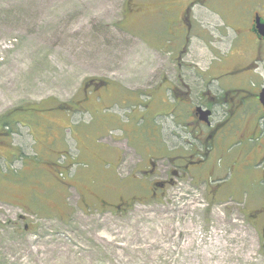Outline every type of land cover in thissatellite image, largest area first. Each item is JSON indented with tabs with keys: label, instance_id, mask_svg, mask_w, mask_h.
Here are the masks:
<instances>
[{
	"label": "rangeland",
	"instance_id": "obj_1",
	"mask_svg": "<svg viewBox=\"0 0 264 264\" xmlns=\"http://www.w3.org/2000/svg\"><path fill=\"white\" fill-rule=\"evenodd\" d=\"M147 1L0 0V120L17 112V125L2 131L0 123V264H264V233L250 222L263 202L258 179L237 198L226 188L217 200L205 182L177 179L159 197L114 209L142 189L131 181L164 182L160 159L155 178L143 179L144 138L150 129L155 140L158 130L164 138L176 127L164 116V90L157 92L170 39L133 34L141 22L130 17L134 2ZM247 1L216 0L212 11H192L199 35L183 46L182 62L210 69L216 92L233 84L258 94L264 84V47L259 61L237 62L256 54L253 43L244 51L253 10ZM162 15H154L153 30L162 31ZM99 80L127 93H157L102 100L100 91L84 89ZM262 129L241 148L264 149Z\"/></svg>",
	"mask_w": 264,
	"mask_h": 264
},
{
	"label": "flooded vegetation",
	"instance_id": "obj_2",
	"mask_svg": "<svg viewBox=\"0 0 264 264\" xmlns=\"http://www.w3.org/2000/svg\"><path fill=\"white\" fill-rule=\"evenodd\" d=\"M131 1L129 0V3ZM214 1L216 0H163L161 2L149 0L147 5L134 2L135 9L131 10L130 17L141 20L139 29L133 32L137 37L141 35L150 37L157 34L159 38L164 34V40L170 39L169 45L164 41V52L169 68L164 72V84L157 88V92L164 90L162 95L164 116H171L175 120L176 127H173L171 132L164 133V138L160 130L161 135L155 139V145L151 144L155 141L151 129L145 135V148L149 156L145 158L148 167L140 170L143 179L155 178L158 169L153 160L160 158L166 163L164 165L165 180L150 184L151 195L148 199L162 195L167 187L176 184L177 179L205 181L206 184L209 183V179H216L214 184H208L209 192L212 193L214 200H217L218 194L226 188H230L228 191L230 199L237 198L245 191L250 179H258L253 182L255 185L264 184L263 147L258 146L251 151L241 148L243 143L256 135L260 125L263 126L261 135L264 138V106L260 101L264 84L259 83L258 94H244L241 89H237V85L233 84L216 92L213 86L214 80H210L212 78L210 69L202 71L197 69L198 65L190 66L182 62L186 51L183 46L189 44L192 37L197 38L199 35L198 25L192 20V11L197 7L212 11ZM247 6L253 10L248 16L249 27L247 26L246 29L248 36L244 51L247 53L248 46L253 43L256 45V54L249 58L240 57L237 62L248 65L251 58L256 56H259V61L261 49L264 47V36L257 30L255 24L257 17L264 21V0H248ZM160 12L164 14L161 16L164 18V27L162 31H155L151 21L154 15ZM145 18L148 19L149 25L143 20ZM136 20L132 21L131 25ZM252 67L255 66L251 64L250 69ZM111 84L112 82L103 80L97 81L96 84L95 81H88L85 82L84 89L88 94L92 91H100L99 94H103L102 97L100 96L102 100L107 99L108 95L109 97L113 95V98L120 95L119 97L123 99L137 96V92L127 93L121 87ZM157 92L144 90L140 92V96L152 98ZM195 95L198 97L197 103L193 101ZM91 100L87 95L84 104ZM184 107H188V111ZM203 111L210 113L209 124L201 121ZM226 179H235V181L227 185ZM232 187L235 188L232 189ZM101 188V192L108 193L106 185ZM238 190L239 193H237ZM258 194L263 197V202L259 205V209L250 215V222L256 230H262L264 233V193L261 195L258 192ZM138 197L136 194L131 202H127L125 197H120L119 203L114 205L115 208L107 201L101 200L100 203L105 209L110 207L109 209L114 208L119 212H125Z\"/></svg>",
	"mask_w": 264,
	"mask_h": 264
},
{
	"label": "trees",
	"instance_id": "obj_3",
	"mask_svg": "<svg viewBox=\"0 0 264 264\" xmlns=\"http://www.w3.org/2000/svg\"><path fill=\"white\" fill-rule=\"evenodd\" d=\"M137 96L139 97L140 96V93H138L137 94ZM58 107V106H57ZM25 108V107H24ZM24 108H22L21 109V112H25L27 109H30L29 107H26L25 109ZM59 109H62V110H66V105L65 104H63V105H60L59 107H58ZM19 110V109H18ZM20 111V110H19ZM16 113L17 112H12V117H10V118H8V119H6L7 118V116L6 117H4V118H2L1 120H0V123L3 125V128H2V131H4V129L5 128H11V126H12V124H16L17 125V123H16V121H15V117L13 118V116H16ZM164 114H165V112H164ZM169 116V115H168ZM5 120V121H4ZM154 124H155V122H154ZM156 126V125H155ZM156 128H158L157 126H156ZM6 130V129H5ZM8 134V133H7ZM151 134H152V130H151ZM157 134H158V136L161 134L160 133V130H158V132H157ZM210 180V179H209ZM208 180V181H209ZM102 186H104V185H102ZM101 186V187H102ZM141 191L143 192V193H141L140 195H138V196H140V199H143V197L144 198H147L148 196H150L151 194L149 193V187H143L142 189H141ZM135 196H136V192H135V194H134Z\"/></svg>",
	"mask_w": 264,
	"mask_h": 264
},
{
	"label": "water",
	"instance_id": "obj_4",
	"mask_svg": "<svg viewBox=\"0 0 264 264\" xmlns=\"http://www.w3.org/2000/svg\"><path fill=\"white\" fill-rule=\"evenodd\" d=\"M255 24H256L257 30L260 31V33L264 36V21L260 17H257ZM260 101L262 105L264 106V89L260 94ZM209 115H210L209 112L203 111L202 116H201V121L209 123Z\"/></svg>",
	"mask_w": 264,
	"mask_h": 264
}]
</instances>
